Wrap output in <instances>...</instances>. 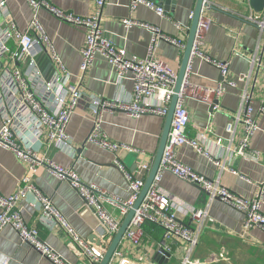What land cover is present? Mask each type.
Wrapping results in <instances>:
<instances>
[{"label": "crops", "instance_id": "1", "mask_svg": "<svg viewBox=\"0 0 264 264\" xmlns=\"http://www.w3.org/2000/svg\"><path fill=\"white\" fill-rule=\"evenodd\" d=\"M176 1L172 12L161 16L155 5L151 7L142 4L132 10L131 0H107L102 11L101 28L116 46L125 50L129 56H147L152 40L156 38V55L174 71L179 72L184 51L161 36L171 40L188 37L196 0ZM51 3L79 17L90 16L95 8V0H51ZM207 3L210 8L204 11L202 23L208 24V29L198 37L183 93L190 114L188 137L200 144L204 154H199L187 144L177 150V158L182 164L205 177L211 180L219 179L221 185L231 192L251 200L264 186V116L256 113L259 130L250 142V154L259 156L260 161L230 157L226 129L239 112L246 91L252 93L256 108L264 100V33L257 25L247 21L249 16L257 15L249 7L247 0H207ZM7 6L9 28L25 33L33 16L28 0H7ZM38 18L44 35V52L36 61L43 79L49 81L54 77L58 65L53 59L55 52L70 72L72 83L86 94L85 100L80 103L67 126V135L75 151L65 153L54 146H45L42 147V153L58 165L73 168L85 184H95L110 196L127 200L130 197L128 185L120 168L115 164L114 155L87 143L94 125V115L90 110L88 97L128 102L133 93V75L129 73L120 80L101 55H97L92 67L83 73L81 51L86 41L84 30L58 20L45 10L40 11ZM126 19H132L145 26L128 28L123 24ZM147 26L155 31H151ZM33 36L42 39L41 33ZM9 47L15 49L17 41H10ZM206 59L227 65L226 79L234 81L235 86L228 88L220 97L212 95L209 90L222 82V69L208 63ZM5 62L11 71L19 67L17 63L9 64L7 59L3 63ZM102 128L111 141L142 152L123 156L124 165L130 171H135L139 163L154 161L164 128V119L158 116L136 118L126 112L110 110L103 116ZM242 129L243 127L239 126L237 140L241 138ZM216 160L225 164L223 171L216 166ZM29 174L28 163L18 160L13 151L0 146L2 194L9 196L16 193L20 187H25L27 183L24 181ZM29 183L52 201L75 238L87 244H100L98 218L67 182L60 181L48 168L40 166ZM161 188L185 206L199 208L206 204L204 193L171 173L163 176ZM32 200L31 194H28L18 204L27 224L37 227L42 240L69 264H88L71 250L70 234L59 224L46 223L42 210L34 206ZM106 207L114 216L120 217L118 207L110 197ZM262 211L264 213V201ZM145 231L143 247L135 248L126 242L122 243L114 264H180L179 259L168 262L158 256L156 248L163 239L161 230L159 235L151 227ZM240 243L249 247L264 248V232L258 229L246 231L242 213L220 200L212 201L199 245L201 257L194 258L195 263L232 264L234 258L231 257L230 261L222 253V249L233 251ZM172 244L174 249L181 245L176 241ZM219 255L227 258L225 263L212 261ZM6 263L52 264L22 242L16 230L10 226L0 233V264Z\"/></svg>", "mask_w": 264, "mask_h": 264}, {"label": "built area", "instance_id": "2", "mask_svg": "<svg viewBox=\"0 0 264 264\" xmlns=\"http://www.w3.org/2000/svg\"><path fill=\"white\" fill-rule=\"evenodd\" d=\"M106 1L95 0L92 14L87 17H79L57 8L51 3V0H28L33 16L27 31L22 33L14 28H9L7 0H0V116L2 120L0 146L13 151L18 160L26 162L30 166V174L24 181L27 183L25 187H20L16 193L9 196L0 192V233L8 226L14 228L22 242L28 244L52 264L69 263L42 240L37 227L27 224L18 207L20 200L31 194L33 198L31 203L42 210L43 220L50 225L59 224L65 232L70 234L69 246L73 253L88 264H100L119 231L122 220L126 218L138 200L153 164L152 160L145 161L139 163L135 171H130L124 165L123 156L142 152L111 141L102 128L103 116L110 110H119L136 118L158 116L165 119L174 96V87L178 77V72L156 55V38L152 40L149 53L145 57L129 56L125 50L116 46L101 28L102 11ZM247 1L249 4V0ZM142 4L154 7V4L148 0H131V9L134 10ZM207 8H210L208 3ZM42 10L49 12L62 22L84 30L86 41L81 51L83 73L92 67L95 57L101 55L107 60L120 80L129 73L133 75V93L128 102L110 101L95 96L88 97L90 110L94 115V125L87 143L96 145L114 155L115 164L120 168L128 185L130 197L127 200L110 196L95 184H85L73 168L58 165L47 159L42 153V147L45 146H54L65 153L75 151L72 141L67 135V126L80 103L86 98L84 91L72 83L70 72L66 70L55 52H53V59L58 65L54 77L49 81L43 79L36 61L37 57L44 52V35L38 18ZM158 13L161 16H166L160 8H158ZM263 18L264 12L256 16H249L247 21L263 30ZM123 24L128 28L145 26L132 19L124 20ZM147 28L155 31L152 27L147 26ZM206 29H208V24L201 21L198 36ZM38 33H41L42 39L34 38L33 34ZM161 37L174 43L181 51L185 50L186 36L180 40ZM14 39L17 41V47L11 49L9 43ZM6 59L9 64L17 63L19 67L11 71L10 66H6V62L3 63ZM206 61L222 69L224 80L209 90L212 95L220 97L228 88L235 86L234 81L226 79L227 65L210 59H206ZM183 93L174 113L169 140L159 171L147 196L136 211L123 243L126 242L135 248H142L145 235L144 225L151 223L160 227L163 232V239L156 248L160 258L168 262L172 259H179L180 264H196L192 256L200 245L212 201L220 200L242 213L246 231L258 229L264 232V213L262 211L264 186L260 188L254 198L248 200L223 187L219 179L211 180L178 160L177 150L187 144L199 154H204L200 144L188 137L190 114L185 105ZM256 113L264 116V100L256 108L252 93L246 91L242 97L239 112L226 129L229 137L227 150L230 157L260 161L259 156L250 154L251 139L259 130ZM239 126H242L243 129L241 138L237 140ZM215 164L221 171L226 168L221 161L216 160ZM40 166L48 168L60 181L67 182L85 200L86 206L93 210L100 222L98 227L99 245L87 244L75 238L52 201L29 183ZM166 173H171L188 184L201 187L205 191V206L199 208L185 206L167 195L161 188V182ZM109 197L118 207L121 220L106 207ZM175 241L181 244L177 249H174L172 244ZM119 254L118 251L111 264H114ZM214 258L212 261L215 263L226 260L224 255Z\"/></svg>", "mask_w": 264, "mask_h": 264}, {"label": "water", "instance_id": "3", "mask_svg": "<svg viewBox=\"0 0 264 264\" xmlns=\"http://www.w3.org/2000/svg\"><path fill=\"white\" fill-rule=\"evenodd\" d=\"M148 1L151 3H154L155 6L162 9L164 11V13L167 15L172 12V6L176 5V3H177L176 0H148ZM206 2H207V0H196V5H195L193 17H192L191 27H190L188 37H187V41H186V46H185V50H184V54H183L182 63H181V66H180V69L178 72V77L176 80V84L174 87V96L171 100L168 114H167L166 118L164 119V128H163V132L161 135L159 147H158V150L155 154V158H154L151 170H150V172L147 176V179L145 181V185H144V187L140 193L138 200L134 204L133 208L130 209V211H129L128 215L126 216V218L124 219L119 231L117 232V234L113 238L111 244L109 245V248L107 249V251L104 255V258L102 259L100 264H111L112 263V260L115 256V254L119 251V249L123 243L126 232H127L128 228L131 224L133 217L136 214V211L140 208L142 202L144 201L145 197L147 196L150 188L153 185L154 179H155V177L159 171L161 161H162V157H163V153H164L165 147H166L168 140H169V135H170L171 127H172L174 113H175L179 98H180L181 94L184 92V89H185V86L187 83L188 71H189L192 59L194 57V54H195V48H196V44H197L198 37H199L198 33H199V29H200V24H201V21L204 17L205 8H207ZM249 7L251 8V10L255 14H261L264 12V0H249ZM213 9H217V8H213ZM217 10H219V9H217ZM234 17L237 18V16H234ZM258 28H260V27H258ZM261 31L264 33V29L263 30L261 29ZM156 33H158V35H160L159 32H156ZM220 80L223 81L224 76H222ZM191 185L194 188H197L198 190H200L205 195V191L201 187L194 185V184H191ZM93 239H95V238H93Z\"/></svg>", "mask_w": 264, "mask_h": 264}, {"label": "rangeland", "instance_id": "4", "mask_svg": "<svg viewBox=\"0 0 264 264\" xmlns=\"http://www.w3.org/2000/svg\"><path fill=\"white\" fill-rule=\"evenodd\" d=\"M263 249V250H262ZM223 254L231 261V257L234 258L232 264H264V248L249 247L242 243L238 244L233 251L228 248L222 249ZM233 253V254H232ZM182 256V254H179ZM193 259L199 258L200 256V247L198 246L193 254ZM226 258V260H227ZM226 260L221 261L220 263H225Z\"/></svg>", "mask_w": 264, "mask_h": 264}, {"label": "trees", "instance_id": "5", "mask_svg": "<svg viewBox=\"0 0 264 264\" xmlns=\"http://www.w3.org/2000/svg\"><path fill=\"white\" fill-rule=\"evenodd\" d=\"M148 227L153 228L157 234H158V232H159L160 230L162 231V229H161L160 227H158V226H156V225H153V224H151V223H146V224L144 225V232H146L145 230H146ZM158 235H159V234H158ZM159 237H160V236H159ZM159 239H160V238H158V240H159Z\"/></svg>", "mask_w": 264, "mask_h": 264}]
</instances>
